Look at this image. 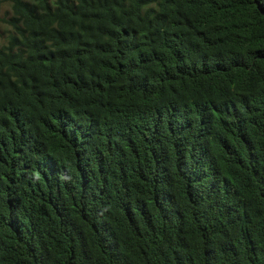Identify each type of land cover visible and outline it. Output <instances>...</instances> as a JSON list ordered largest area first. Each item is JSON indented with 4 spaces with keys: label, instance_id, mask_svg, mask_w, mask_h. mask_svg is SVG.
<instances>
[{
    "label": "trees",
    "instance_id": "16d2710c",
    "mask_svg": "<svg viewBox=\"0 0 264 264\" xmlns=\"http://www.w3.org/2000/svg\"><path fill=\"white\" fill-rule=\"evenodd\" d=\"M0 22V264H264V0Z\"/></svg>",
    "mask_w": 264,
    "mask_h": 264
},
{
    "label": "rangeland",
    "instance_id": "374dc122",
    "mask_svg": "<svg viewBox=\"0 0 264 264\" xmlns=\"http://www.w3.org/2000/svg\"><path fill=\"white\" fill-rule=\"evenodd\" d=\"M10 0H0V17L9 12ZM3 23L0 22V33L3 31Z\"/></svg>",
    "mask_w": 264,
    "mask_h": 264
}]
</instances>
